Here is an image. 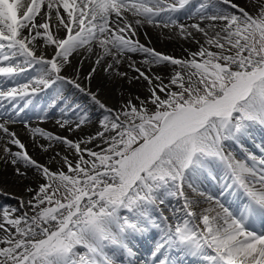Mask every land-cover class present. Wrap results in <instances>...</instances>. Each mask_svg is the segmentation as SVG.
<instances>
[{"label": "snow or ice", "instance_id": "obj_1", "mask_svg": "<svg viewBox=\"0 0 264 264\" xmlns=\"http://www.w3.org/2000/svg\"><path fill=\"white\" fill-rule=\"evenodd\" d=\"M191 2L0 0V161L38 177L19 207H0V264H136L134 240L153 230L148 264H264V149L241 143L264 129V0H202L189 14ZM145 27L196 49L157 51L140 42ZM81 49L91 70L66 74ZM101 66L144 95L110 107L91 90ZM164 66L167 76L153 71ZM65 86L100 110L94 132L73 137L92 118ZM29 112L67 134L31 126Z\"/></svg>", "mask_w": 264, "mask_h": 264}, {"label": "bare ground", "instance_id": "obj_2", "mask_svg": "<svg viewBox=\"0 0 264 264\" xmlns=\"http://www.w3.org/2000/svg\"><path fill=\"white\" fill-rule=\"evenodd\" d=\"M202 0H192L191 5L187 6L189 8V14L195 13L197 6V3ZM237 2L244 6L246 0H237ZM187 17H184L182 15L179 16V20L185 19ZM196 17L193 16V20L186 19L185 23H192ZM185 21V20H184ZM164 30V29H163ZM146 33V35H145ZM173 34H167L162 31L161 28H152V27H145L139 32V40L141 43L155 48L157 51L164 52L169 55H174L177 57L185 55L184 52V45H193L185 42L184 40L180 39L176 36L175 31L172 32ZM154 41V45L152 43ZM165 49H168L169 52H166ZM174 50H177L179 53H175ZM77 56V60L74 62L71 57L70 60L72 62L71 66L67 67L65 72L68 75H73L75 68H80V75L81 77L86 76L88 72L92 68V61L95 59V57L91 58H84L86 56V53L83 49L80 50L79 54L74 53ZM139 55V54H138ZM131 60L136 62V66L138 67H144L140 62L144 59V57H134L133 54H130ZM83 59V65L80 66V61ZM165 67V66H164ZM163 68V67H162ZM166 69V67H165ZM120 71L127 72L129 77L135 76L136 73H134L132 70H129L127 63L121 64ZM159 74V73H157ZM162 75V74H160ZM91 89L97 90L101 96V100L104 101L109 106L112 107H119V105L123 102L124 98L132 95L131 89H137L140 91L139 95H144L145 93V84L143 82L135 81L133 80L131 83L128 82V79L125 78H119L110 72H105L104 67L101 66L97 68L96 74L93 76V79L91 81ZM136 93V91H135ZM137 94V95H138ZM58 114V113H57ZM59 115V114H58ZM39 125L40 127L45 128L46 130L56 132L61 135H66L63 130L57 128L54 124V122L51 119V122L49 123H36L33 124V126ZM12 130L17 131L18 135L20 136L21 140L25 142L26 147L29 149L30 155H33L34 158H36L38 161L47 159L49 154L42 153L39 151L38 148L34 147L28 133L24 130V126L22 124H17L14 126ZM264 130V129H263ZM258 133V132H257ZM77 133H73L75 135ZM255 134V133H254ZM251 137L255 138H261L264 139V133L261 134H255ZM251 137H248V140H245L246 142H241L244 146H246L251 141ZM72 138V137H70ZM45 141L43 139L40 140V143H44ZM264 144V143H263ZM262 144V145H263ZM251 146V145H250ZM13 148V151L17 150L15 146H10ZM255 149V148H254ZM234 152L239 154L240 149L234 147ZM254 154L257 156H260L261 149H255ZM50 157V156H49ZM45 161V160H44ZM50 161V160H49ZM47 162V161H46ZM45 163V162H44ZM48 163V162H47ZM54 167V166H53ZM37 175L33 170L28 171L27 178L18 177L15 175L14 168L11 164H5L4 162L0 161V188H2V191H4V194H0V204L1 201H8L12 198L17 197H25L27 198V195L25 193V188L28 187V184L30 181H33ZM219 179V177H217ZM28 183V184H27ZM213 181L211 178H208L203 185H201L202 188L205 190L213 187ZM30 185V184H29ZM34 187V186H32ZM14 200V199H13ZM16 202L18 200L16 199ZM16 206H19L16 205ZM156 236V232L150 231L147 234H144V237L139 236L137 239L134 240L135 249L137 252L135 259L136 264H146L147 257L150 258L149 250L154 245V238Z\"/></svg>", "mask_w": 264, "mask_h": 264}, {"label": "rangeland", "instance_id": "obj_3", "mask_svg": "<svg viewBox=\"0 0 264 264\" xmlns=\"http://www.w3.org/2000/svg\"><path fill=\"white\" fill-rule=\"evenodd\" d=\"M200 4V1L197 3V6ZM249 10V9H248ZM250 12H254L255 11V9H250L249 10ZM184 16V15H183ZM184 17H186V16H184ZM187 18H185L184 20H186ZM162 31L163 32H165V33H168V34H172V32L174 31H170V30H168V29H162ZM152 43H153V45L155 44L154 43V41H152ZM154 47V46H153ZM183 48H184V52H185V49H190V50H195L196 49V45L195 44H193V45H184L183 46ZM165 51L166 52H169L168 51V49H165ZM175 51V53H179L177 50H174ZM164 53V52H163ZM139 54V55H138ZM166 54V53H165ZM180 54V53H179ZM133 56L134 57H144L143 56V54H141V53H134L133 54ZM71 59L75 62L76 60H77V56L73 53L72 54V56H71ZM166 67V66H165ZM165 67H163V68H154L153 69V71H155L156 73H159V74H162V75H165V76H167V74H168V69H167V67H166V69H165ZM129 70H131L130 68H129ZM92 90V89H91ZM92 91H97V90H95V89H93ZM135 91H136V93H135ZM131 92H132V95H137L140 91L138 90V92H137V89H131ZM99 93V92H98ZM65 94L66 95H69L70 97H71V99H73V100H75L76 102H78V103H80L81 105H83L84 106V108L89 112V115L91 116V118L93 119L92 120V122H91V124L90 125H88V126H86L85 128H84V130H83V133H82V135H85V134H88V133H91V132H94L95 130H96V127H97V125H96V121L100 118V116H101V112L99 111V109L98 108H96L93 104H92V102L90 101V99L89 98H87L86 96H84L83 94H81V93H78L77 91H75L74 89H71V87L70 86H65ZM100 94V93H99ZM139 95V94H138ZM44 96H46L47 97V102H49V98H48V95H46V94H44ZM142 96V95H141ZM99 98H101V96L99 95ZM110 107H112L111 105H110ZM118 107V106H117ZM253 134L255 133V134H259V132L261 133V134H263V132H264V130L263 129H261V128H259V127H257V128H255V129H253L252 131H251ZM258 132V133H257ZM81 136V135H80ZM252 138H255V137H252ZM45 160V161H44ZM49 160H50V157L48 156L47 157V159H41V160H39V162H41V163H49ZM47 161V162H46ZM52 166H55L54 164L52 165ZM37 180H38V177H36L35 179H33V181H30L29 182V184H28V186H35V184H36V182H37ZM0 191H2V188H0ZM2 192H4V191H2ZM14 199V200H13ZM14 202H16V199L15 198H12V199H9L8 201H5V203L4 202H2L1 204H0V207H3V206H10V207H13L14 206ZM17 205H18V202H17ZM16 207H19V206H16ZM137 239V238H136Z\"/></svg>", "mask_w": 264, "mask_h": 264}]
</instances>
